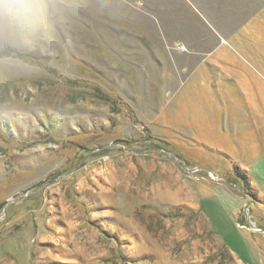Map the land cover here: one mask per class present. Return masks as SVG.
I'll return each instance as SVG.
<instances>
[{
	"label": "rangeland",
	"instance_id": "374dc122",
	"mask_svg": "<svg viewBox=\"0 0 264 264\" xmlns=\"http://www.w3.org/2000/svg\"><path fill=\"white\" fill-rule=\"evenodd\" d=\"M0 16V264H264V0H44Z\"/></svg>",
	"mask_w": 264,
	"mask_h": 264
},
{
	"label": "clouds",
	"instance_id": "9594fccd",
	"mask_svg": "<svg viewBox=\"0 0 264 264\" xmlns=\"http://www.w3.org/2000/svg\"><path fill=\"white\" fill-rule=\"evenodd\" d=\"M0 16L22 33L47 27L44 0H0Z\"/></svg>",
	"mask_w": 264,
	"mask_h": 264
}]
</instances>
